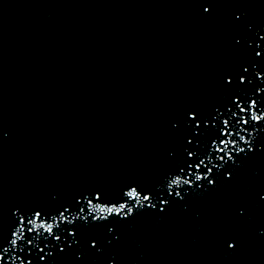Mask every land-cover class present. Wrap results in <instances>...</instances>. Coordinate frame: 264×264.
<instances>
[{
    "label": "water",
    "instance_id": "obj_1",
    "mask_svg": "<svg viewBox=\"0 0 264 264\" xmlns=\"http://www.w3.org/2000/svg\"><path fill=\"white\" fill-rule=\"evenodd\" d=\"M35 0H0V42Z\"/></svg>",
    "mask_w": 264,
    "mask_h": 264
},
{
    "label": "snow or ice",
    "instance_id": "obj_2",
    "mask_svg": "<svg viewBox=\"0 0 264 264\" xmlns=\"http://www.w3.org/2000/svg\"><path fill=\"white\" fill-rule=\"evenodd\" d=\"M205 11H208V9H205ZM261 40L264 41V37H261ZM256 55H259V52H257ZM244 71H247V69H244ZM243 79H244V77L241 76V78H240V82H243ZM227 82H228V83H231L232 81H231V79H229ZM189 118L192 119V120H196V114H195L194 112H193V113H189V114H188V119H189ZM259 118H260V117H257V119H259ZM245 122H246V121H245ZM225 123H227V122H225ZM189 142H190V141H189ZM242 150H243V149H241V151H242ZM221 151H222V150H221ZM188 155L190 156L191 153H188ZM220 158L223 159V157H220ZM201 163H203V161H201ZM205 167H206V166H205ZM208 172L210 173V172H211V169H208ZM209 183H214V181H211V180H210ZM162 203H163V202H162ZM37 215H39V214L37 213ZM20 221H21V224H23V217H20ZM29 223H32L31 219L29 220ZM29 231H31V229H29ZM47 231H48L49 233H52V232H53V229H52V226H51V225L48 226ZM12 235H13V237H15V236L18 235V233L14 231V232L12 233ZM55 238H56V239H59V236H56ZM10 243L13 244V245H15V244L17 243V241H16V239H12V240L10 241ZM28 243L31 244V240H29ZM61 250H63V249H61ZM4 251H7V249H4ZM41 251H43V249H41ZM2 259H3V258L0 257V260H2ZM41 259L43 260L44 257L42 256ZM29 264H30V262H29Z\"/></svg>",
    "mask_w": 264,
    "mask_h": 264
}]
</instances>
